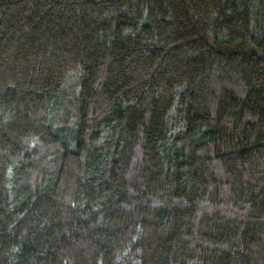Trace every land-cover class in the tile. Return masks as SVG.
Masks as SVG:
<instances>
[{"label":"trees","instance_id":"trees-1","mask_svg":"<svg viewBox=\"0 0 264 264\" xmlns=\"http://www.w3.org/2000/svg\"><path fill=\"white\" fill-rule=\"evenodd\" d=\"M0 264H264V0H0Z\"/></svg>","mask_w":264,"mask_h":264}]
</instances>
